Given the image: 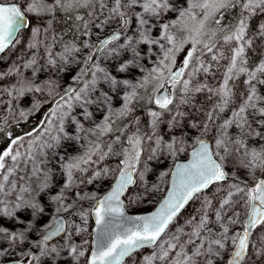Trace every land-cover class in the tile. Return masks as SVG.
<instances>
[{
    "label": "snow or ice",
    "instance_id": "snow-or-ice-1",
    "mask_svg": "<svg viewBox=\"0 0 264 264\" xmlns=\"http://www.w3.org/2000/svg\"><path fill=\"white\" fill-rule=\"evenodd\" d=\"M189 6L179 12V16L183 19L186 16L193 15L192 9H201L204 13V19L199 22V28L195 29V36H192V48L187 52L182 66L173 71L175 65L176 53L181 50L182 44L178 45L175 37L169 32L170 24L160 25L161 34L159 39L153 38L150 34L149 18H159L163 13L173 9V5L169 0H25L22 7L20 3L9 2V0H0V54H5L9 49L15 48L19 42L18 33L22 28L30 26V21L26 18V14H34V18L41 21V25L32 28L31 35L38 38L42 33L48 34L53 29V22L57 19L58 13L69 14L65 19H74L83 22V33L85 37L92 36V28L103 30L112 22L119 20L118 28L106 38H100V32L96 33L97 43H91L85 40L82 47L89 49L82 60H78L76 54L82 52V48L78 47L75 41H64L63 36L51 34V45L45 47L46 66L57 68L64 71L69 60L72 63H81L83 67L78 73L72 77V83L65 88L63 94H59V98L54 100L55 107L50 110L49 116L46 118V124L43 128L42 137L36 136L28 142L26 148L23 141L26 137L11 138L10 145L3 152H0V197H7L12 192H16V202L10 208L4 199H0V214L12 217L16 209L31 208L33 214L43 212L33 199H25V194L31 195L33 191L43 192L50 187L49 180L52 173L46 168L48 163L47 149H55L61 145V140L77 141L81 137L77 134L80 132L91 133L95 140H87V145H81L85 148L82 155L72 157L68 162L61 165L64 173V184L60 192L52 196V200L57 203L56 211L68 212L74 207L73 203L65 204L66 191L70 190L74 184V173H85L87 167L82 165L96 164L105 160L109 154L113 153V143H120L124 130H120V135L115 140L105 145L107 151L101 144V137L113 131L112 120L113 115L117 117L126 116L132 109L130 105L137 98L136 88L145 87L151 81H156L153 94L149 97L148 102L154 103L161 111L150 110L148 112L151 118V135H141L139 129L127 138L130 148H124L120 155L124 158L118 165V175L111 191L102 199L96 200L95 196L81 197L80 193H75L79 199L96 200V206L92 209L97 225V235L95 240V249L91 252L87 264H121L126 256H130L133 252L140 248L151 246L156 251L150 256L144 258V264H252V256L249 255L250 248L254 250L253 255L264 261V235L258 234L256 242L253 243L252 237L254 230L258 228L264 229V93L258 92L257 85L264 87V60H261L254 70L246 67L248 61L246 59V46L250 47L253 43L251 38H247L249 28V19L258 12L264 13V0H187ZM239 6L240 19L233 26V31L223 37L225 44L236 42L237 46L231 49V56L225 68L222 83L217 88L209 87L207 84H193L192 79L198 73L208 74L213 67L212 64H206L201 57L211 54L210 59L219 62L225 58L223 51H214L217 45L214 41L216 32L205 33L203 31L205 21L210 17H215L217 13L223 10ZM139 7L141 11H137ZM88 9L92 11L88 13L89 19L84 20L83 16L70 15L73 9ZM246 13V14H245ZM103 17V19H100ZM133 18L136 21L134 35L138 37L133 43V36L127 35L131 27ZM220 18L215 19V23L220 25ZM97 21H99L97 23ZM179 20H173L171 26L180 23ZM218 31L225 32L224 27L218 28ZM79 33V28H77ZM264 38V23L259 25L258 33ZM122 36L124 43L117 44L121 41ZM206 36L207 39H201ZM166 41L170 47H166L161 43ZM187 41H184L186 43ZM57 43L62 46L61 52L52 51ZM145 44L149 46L158 45L162 52V58L158 59L157 66L148 71L143 80L137 85H130L129 81L123 80L119 83L128 85L132 91L123 97V107L115 113L111 109L109 101L111 97L106 92H100L95 98L93 93L97 92V85L103 81L113 88L117 85L116 77L112 76L105 67L101 66L99 59L101 56L105 60L113 57L119 58L121 50H129L133 53L134 59H141L140 52L137 51V45ZM197 45H202L197 48ZM39 42H30L27 44V50L30 58L23 63L24 68H31L33 74L38 69L37 56L31 50L37 49ZM199 52V55H196ZM145 56L148 53L144 54ZM95 58V59H94ZM21 59V57H18ZM133 61L120 63L117 71L124 72L128 69L129 64ZM139 66V65H137ZM141 66V71H143ZM19 67L13 65L7 72H0V79L5 75L19 73ZM167 73V75H165ZM187 73V78L185 74ZM90 74V79H84ZM246 74L247 79L244 83L247 85L246 93H242L241 104L231 111L228 118L224 119L220 124L216 125L215 121L220 119V114L224 113L234 102L235 94L230 81L237 79L240 75ZM255 82V83H254ZM19 87L13 86L12 89H0L6 91L13 97L15 91L19 97H23L25 93H40L44 90V86L34 83L31 79L25 80L22 77L18 81ZM49 86L52 81L46 82ZM165 83L170 85L171 92L165 87ZM73 84L81 85L74 87ZM179 88L181 95L178 98L179 105H187L192 103V97L196 93L207 91L218 99L207 112L204 113L205 119L197 123L189 121V127L199 129L201 135L195 141L194 150L191 153V161L188 164L176 165V171L173 173L175 178L179 179V183H173L172 189L168 196L161 203L158 210L149 216H140L135 218H125L132 222V227L117 228L108 231L110 220L108 218L123 217V196L130 186L137 184L135 177L138 173V166L142 154V144L144 140L153 141L155 148L152 149V155L148 159H153L157 152L166 151L169 155H176L178 151H184L185 141L178 139L176 135L170 136L168 140L163 135H158V127L161 116L164 112L172 111L170 106H176L177 110L169 121V131L172 128L183 127L182 120L188 114L179 111L177 105L176 90ZM160 89L164 91L160 92ZM49 95H53V90L49 87ZM11 103V101H9ZM108 105L107 115L103 118V123L97 124L94 128H85L81 120L73 115L74 110L79 107L82 111L78 114L84 120L92 117V113L88 111L90 104ZM194 106V105H193ZM11 111V109H9ZM21 116L25 113L21 111ZM67 126L72 128V132L66 130ZM138 123V121H137ZM212 126L216 128V134L213 136V143L210 144L206 136ZM235 128L237 133L229 134V129ZM4 129L0 128V132ZM34 136V133H29ZM249 141L259 147H249ZM24 149L22 152L21 149ZM93 156L97 160H93ZM228 159H237L240 167L247 170L250 177L251 185L243 181L235 173H229L225 170L224 164ZM63 156L57 157V163L63 161ZM23 167L27 170L31 165V174L17 191L16 180L10 179L15 175L17 170ZM44 165V167H42ZM145 171L147 167L145 165ZM145 171H139V180L144 184V191L149 192L147 182L145 180ZM107 175L108 168L101 171H95L88 179V183L97 179L101 174ZM257 172L260 176H257ZM167 175V173H162ZM230 178L236 182L228 184V191L223 197L219 206L214 208L212 200L205 197L199 210V218L193 216L186 221V225L191 231L185 232L184 227L177 228L175 233L169 232V227L173 224L176 217L181 213L185 206L193 198L199 199V194L211 185L222 186ZM25 180V177H20ZM83 182V181H81ZM32 184L36 185L33 189ZM243 184V186H241ZM155 189V186H153ZM138 195L130 197L137 199ZM243 202L245 208V216L243 222L240 221V213L232 212L228 216V212L232 211L235 205ZM213 213V216L209 215ZM84 224H87L89 212L81 210L77 213ZM241 224L240 230H231L230 226ZM210 225H216L212 227ZM50 232L43 236V239L37 245L40 248V256H48L50 253H58L56 246L48 248V242L54 236L65 234V243L61 247L68 248L69 255L78 260L79 257L85 256V251L79 246L68 243L72 239L73 230L75 234L85 232L86 228L75 224L74 221H65L63 218L54 221V227ZM231 230V234H230ZM0 239L7 238L10 242L23 240V232H9L6 228L0 227ZM186 239H181V237ZM88 243L87 240L84 241ZM31 256V253H26ZM39 256H32L28 260V264H32V260H39ZM14 264H23V261H15Z\"/></svg>",
    "mask_w": 264,
    "mask_h": 264
},
{
    "label": "rangeland",
    "instance_id": "rangeland-1",
    "mask_svg": "<svg viewBox=\"0 0 264 264\" xmlns=\"http://www.w3.org/2000/svg\"><path fill=\"white\" fill-rule=\"evenodd\" d=\"M16 1L21 4L23 7L25 5V0H9ZM169 3L173 5V9L163 13L159 18L151 17L149 18V26L150 34L153 38L159 39L161 34L160 25L168 23L170 24L169 32L175 37L177 44L184 41H189L191 44V37L195 36V29L199 28V22L204 19V13L201 9H192L193 15L186 16L183 19L180 18L179 12L189 6L187 0H169ZM75 10V9H73ZM72 10V11H73ZM137 11H141L139 7L136 8ZM92 9H81L80 16L84 17V20H88V13L91 12ZM246 14V13H245ZM31 17L30 26L26 29H22L18 33L19 42L16 44L15 48L9 49L5 54L0 55V72H7L9 68L13 67V65L19 67V73H13L11 75H5L2 79H0V89H12L13 86L19 87L18 81L22 77L27 80L31 79L36 84H41L44 86V90L40 93H25L23 97H19L18 94L13 91V99L10 97L6 91H0V128L6 125L10 121H23L21 122L26 127L21 130H30V133H34V136H29L28 134L25 136L26 139L23 141L25 148L29 141L34 139L36 136H41L43 133L44 125L46 124V118L49 116L50 110L55 107L54 100L59 98V94H63L65 88L72 83V77L75 76L79 69L83 67L81 63H72L69 60L68 65L65 67L64 71H59L57 68H51L46 66V53L45 47L51 45V34H55L58 37L63 36L64 41H75L78 47L82 48V52L76 54L78 60H82L84 55H86L89 49L83 48L82 43L85 40H89L91 43H97V35L96 33L100 32V38H102L107 33L116 30L118 28L119 20L112 22L109 26H106L102 31L92 28V36L85 37L81 33H83L84 29L82 27L81 32L78 34L81 35L77 38L73 37L71 34L66 33L59 25L61 16L65 15V13H58L57 19L53 22V29L49 30L48 34L42 33L40 37L34 38L31 35V30L34 27L40 26L41 21L34 18V14H28ZM103 19V17H100ZM173 20H179L180 23L175 26H171V22ZM190 21L192 26L189 30H187L186 35L182 31H178L179 26L186 25ZM83 25L84 21H80ZM99 21H97L98 23ZM251 22L254 24L251 26ZM264 23V13L258 12L256 15L252 16L249 19V28L247 32V38H251L253 43L250 47L246 46V59L248 61L246 67L250 70H254L256 66H258L261 60H264V38H261L257 33L259 29V25ZM194 26V28H193ZM136 28V21L133 18L131 27L128 30L127 35L133 36V43H135L136 37L134 35V30ZM205 31V27L203 29ZM231 33V32H230ZM229 33V34H230ZM203 37V36H202ZM201 37V38H202ZM207 39V37H206ZM205 39V40H206ZM30 42H39V46L37 49L31 50L37 56V65H34L38 71L33 74V70L31 68H24L23 63L30 58V53L27 50V44ZM124 38L122 36L121 41L119 43H124ZM161 43L165 44L166 47H170L166 43V41L161 40ZM188 48L189 44L185 43ZM217 47L214 51H223L224 57L218 63L211 61V54H207L201 57V59L206 64H212L213 67L211 72L205 74L203 72L198 73L192 79L193 84H207L209 87L217 88L222 83L223 74L226 66L229 63L227 57L231 56V49L236 47V42H232L230 44H225L224 41L220 40L219 43H216ZM184 46L181 47V50L176 53L175 57V65L173 66V71L176 69L178 64H182L185 59L187 52L189 50L183 49ZM192 48V47H191ZM254 49L259 52V56L257 57L256 64L253 67L249 66L248 60V51L250 49ZM62 46L57 43L54 47H52V51L55 54L56 52H61ZM187 50V51H186ZM137 51L141 54V59L135 60L133 53L129 50H121L119 58L113 57L112 59L105 60L103 56L100 57L99 63L101 66L105 67L107 71L114 77H116L118 83L113 88L108 83L101 81L97 85V92L92 94V97L95 98L100 92H106L108 96L111 97L109 104L111 109L115 113L117 110L123 107V97L132 91V88L128 85H124L123 83H119V81L127 80L130 85H137L140 83L144 76L147 75L148 71H150L153 67L157 66L158 59L162 58V52L159 49L158 45L151 46V51H149V46L145 44L137 45ZM148 53L147 56L144 54ZM199 55V54H198ZM21 57V59H18ZM133 61L129 64L128 69L124 72L117 71V67L120 63ZM139 65V66H137ZM141 66L143 67V71H141ZM167 75V73H165ZM185 78H187V73L185 74ZM264 78V77H262ZM86 79H90V76ZM247 79L246 74L240 75L237 79L230 81V86L233 88V92L235 94L234 102L230 104L229 108L222 114H220V119L215 121V124H220L224 119L228 118L231 114V111L237 108L241 102L243 97L242 93H246L247 85L244 81ZM51 80L53 83L49 86L46 82ZM255 83V82H254ZM154 84L156 86V81H151L145 87L136 88V93L139 89H148L150 85ZM76 84H73V86ZM81 86V85H80ZM49 87L53 90V95H49ZM258 92L264 93V87L257 85ZM181 95L179 88L176 90L177 96V105L179 111L185 112L188 115L183 118L182 125L183 127L172 128L169 131V121L172 116L175 114L177 107L170 106L172 111L164 112L161 116L159 127H158V135H163L165 140H168L170 136L176 135L178 139H183L185 141L184 151H178L176 155H169L166 151L157 152L153 159H148L150 155H152V149L155 148V144L153 141H149L147 139L144 140L142 144V154L140 159V165L138 166L139 171H145V165L147 167V171H145V180L147 182V187L149 192L146 193L144 191V184L139 180V175L135 177L137 180V184L131 187L125 196L126 208L130 211H144L153 208L158 200L162 197L169 180V175L171 171V167L175 160L179 158H184L187 156L189 149L194 145L195 139L201 135L199 129H193L189 127V121H195L197 123L202 122L205 119L204 113L207 112L210 108H212L213 104L218 99L215 96H211L207 91L196 93L192 97V103L187 105H179L178 98ZM11 101V103H9ZM194 105V106H193ZM88 111L92 113V117L88 120H84L82 116L78 114L82 111L79 107L74 110L73 115H76L78 120L84 124V127L94 128L97 124L103 123V118L107 115L108 105L104 104H90L87 106ZM132 109L126 116L117 117L113 115L112 120L114 123L112 124L113 131L108 133L107 135L101 137V144L105 151L107 148L105 145L111 143L115 140L117 135H120V130H124L123 136H121L120 143L126 141L127 137L131 136L129 134L135 133L137 130H134L139 127V125L143 122L146 123V135H151V118L148 115L150 110L161 111L159 108L157 109H148L144 112H136L132 103L130 105ZM11 109V111H9ZM23 111L25 113L24 116H21L20 113ZM19 118L18 120H16ZM117 121H121L120 125ZM138 121V123H137ZM214 126H212V129ZM66 130L68 132H72V128L67 126ZM212 131V130H211ZM210 131V132H211ZM209 132V133H210ZM208 133V134H209ZM237 130L235 128L229 129V134L235 135ZM81 139L79 142L77 141H68L65 139L61 140V145L55 149H47L48 152V163L46 168L49 169L52 173L51 179L49 180L50 187L43 192L33 191L31 195L25 194V199H33L36 203L43 208V212L33 214V210L31 208H21L16 209L15 214L12 217L3 216L0 214V227L6 228L9 232H23L24 238L23 240H17L16 242H10L7 238L0 239V260L9 259V258H23L25 260L31 259L32 256H39V260H32V264H86L87 256L90 251L91 246V236H92V207L94 206L95 200L92 199H79L76 197L75 193L79 192L81 197L84 196H95L96 198L104 192L112 183L114 177L118 173V165L120 162L118 160H107V158L103 161H99L96 164L91 165H82V167H87L88 171L85 173L75 172L74 173V184L73 187L66 191V199L64 201L65 204L73 203L74 207L69 209L68 212H57L56 209L58 207L57 203L52 200V196L58 194L64 184V173L62 171L61 165L63 163L68 162L72 157L82 155L85 148L81 147V145H87V141L84 139L87 136V140H95V137L91 133L80 132L77 133ZM207 134V135H208ZM216 134V131H215ZM214 134V136H215ZM142 135V134H141ZM206 135V136H207ZM203 136V137H206ZM213 138V137H212ZM211 138V139H212ZM120 143H113V148L119 147ZM213 143V139H212ZM127 148H130V145L127 143ZM10 144H7L6 141H1L0 135V151L3 152L9 147ZM11 146V145H10ZM249 147H259L257 144H253L249 141ZM23 152L24 149L22 148ZM63 156L64 160L57 163V157ZM94 161L97 160L96 156L92 158ZM21 168L17 170L15 175L10 179L16 180L17 182V191L18 189L27 183H31V181L27 180V177L31 174V165H28L27 170L23 167V162H21ZM44 167V165H42ZM225 170L229 173H235L236 176L240 177L241 180L246 181L251 185L250 177L247 174V170L243 169L237 163V159H228L224 164ZM104 168H108L109 172L107 175L101 174V176L97 179L92 180V183H88V179L92 177L95 171H101ZM162 173H167V175H162ZM257 176H260V173L257 172ZM20 177H25V180H21ZM83 181V182H81ZM236 182L234 179L230 178L225 184L220 187L218 191V185L211 192H201L199 194V199L194 198L187 208L180 213V215L174 220L173 224L169 227V232L175 233L177 228L184 227L185 232L191 231V228L186 225V221L192 218L193 216L199 218L203 200L205 197L212 200L213 207L216 208L219 206L220 200L226 196L228 191V184ZM155 186V189H153ZM243 186V184H241ZM33 189L36 188L35 184H32ZM224 194L222 195L221 193ZM17 193L12 192L7 197H0V199H4L8 206L11 208L15 202ZM138 195L137 199H130V197ZM3 204H0V207H3ZM85 210L89 212L87 224H84L80 217L75 213ZM240 213V221L243 222L246 218L245 216V208L243 202L235 205L232 211L228 212V216L232 215V212ZM64 215L66 221H74L75 224L81 225V227L86 228L85 232H81L80 234H75L73 230V236L68 243L79 246L81 250L85 251L84 257H79L78 260L74 259L71 255H69L68 248L61 247L62 244L65 243V234L60 237L49 241L48 248L56 246L58 249V255L55 253H50L48 256H40V248L37 247L39 242L43 239L44 233L46 229L53 224L57 215ZM210 216H213L212 212H209ZM214 218V216H213ZM212 227H216V225H210ZM231 230H240L241 224H237L234 226H230ZM230 230V234H231ZM264 235V229L258 228L254 231V235L251 238L253 243L256 242V236ZM2 235V234H0ZM181 239H186V237H181ZM87 240L88 243L85 244L84 241ZM153 247H148L147 249L143 248L141 250L136 251L130 257H128L121 264H144V258L146 256H150L153 251H156ZM254 250L250 248L249 255L252 256V264H264V261L257 259L253 255ZM26 253H31V256H26ZM157 264H162V262H157Z\"/></svg>",
    "mask_w": 264,
    "mask_h": 264
},
{
    "label": "trees",
    "instance_id": "trees-1",
    "mask_svg": "<svg viewBox=\"0 0 264 264\" xmlns=\"http://www.w3.org/2000/svg\"><path fill=\"white\" fill-rule=\"evenodd\" d=\"M81 9L82 8L73 10L70 13V15L74 17L75 15L82 14ZM67 15H69V14H65V15L61 16L59 25L66 33H69L73 37L77 38L79 35L77 32V28H79V32H81L82 24L80 21H75L74 19H65V17ZM221 15L223 18L220 20V25H217L215 23V19L220 18ZM240 18L241 17H240V7L239 6L230 8L228 10H223L222 13H217L215 17H210L208 20L205 21V26H204L205 31L204 32L205 33H211L213 31H215L216 35L214 37V41H215V43H219L220 40L221 41L223 40L224 35L229 34L230 32L233 31V26L238 23ZM191 22L192 21H190L186 25L179 26L178 31H182L186 35L187 30H189L192 26ZM253 24H254V22H251V26ZM220 27H224L226 29V31L225 32L218 31V28H220ZM193 28H194V26H193ZM79 36H81V35H79ZM201 39H206V36H203ZM187 43L189 44L188 48H186L187 45L184 42H182L180 44H182V46H184L183 49L189 50V49H191L192 44L189 41H187ZM201 47H202V45H197L198 49ZM258 53L259 52L257 51V49L254 50L251 48L248 51V60H249V66L250 67L255 66L257 57L259 56ZM198 54H199V52L196 55H198ZM89 76H90V74L88 76H85L84 79H86ZM79 86L80 85H77V84L74 85V87H79ZM154 88H155V85L152 84L149 86L148 89L147 88L146 89H139V91L137 93V98L132 101V107L136 112L147 111L148 109H150L154 105V103L148 102L149 97L153 94ZM18 119L19 118H17L16 120H18ZM21 122H23V121H10L6 125L1 127L4 129L3 132H0L1 141L4 140L7 142V144H10V139L7 135L8 133L11 134V138H16V137H21V136L25 137L28 133H30V130H27V129L21 130L22 128L26 127ZM117 122L120 125L121 121H117ZM145 122L141 123L138 128L134 129V130L139 129L140 134H142L144 136L146 135V123ZM215 131H216V128L214 126L212 131L206 137L212 138L215 134ZM133 134L131 133L129 135H133ZM126 141H124L123 143H120L119 147L113 148V153H115V154H109L107 157V160H110V161L118 160L120 162L124 158L122 155H120V153L122 152V150L124 148H127ZM215 186L216 185H212L206 192H211L215 188ZM221 194L223 195L224 192ZM145 249H147V248H145Z\"/></svg>",
    "mask_w": 264,
    "mask_h": 264
},
{
    "label": "water",
    "instance_id": "water-1",
    "mask_svg": "<svg viewBox=\"0 0 264 264\" xmlns=\"http://www.w3.org/2000/svg\"><path fill=\"white\" fill-rule=\"evenodd\" d=\"M9 2L18 3V2H16V1H9ZM26 18H27V19L30 21V23H31V17H30L28 14H26ZM28 27H29V26H26L25 28H22V29H26V28H28ZM22 29H21V30H22ZM21 30H20V31H21ZM113 31H114V30H113ZM113 31L107 33V34L104 35L102 38H106L107 36L111 35V33H112ZM0 55H1V54H0ZM175 70H177V69H175ZM175 70H174V71H175ZM202 138L206 139L210 144H212V139L207 138V137H202ZM194 147H195V144L189 149V152H188V154H187L186 157H184V158H179V159H177V160L174 161V163H173V165H172V167H171V171H170V175H169V180H168L167 187H166V189H165V191H164L162 197L158 200V202L156 203V205H155L153 208H151V209H149V210H144V211H130V210H128V209L126 208V201H125V196H126V193H127L128 191H127L123 196H121V200L123 201V212H124V216H123V217L108 218V219L110 220V223H109V226H108V231H113V230H116L117 228H127V227H132V222H131L130 220H128V219H125V218H135V217H140V216H149V215H151L152 213L156 212V211L158 210V208L160 207L161 203L165 200V198L168 196L169 192L171 191L173 183H179V179H178V178H175V177L173 176V173L176 171V165H179V164H188V163L191 161V159H192V157H191V153H192V151L194 150ZM117 175H118V173H117ZM117 175L114 177V179H113L111 185H110V186H109L104 192H102V193L96 198V200L102 199L104 196H106V195L111 191L113 185L115 184V181H116V177H117ZM260 178H264V176H262V177H260ZM135 179H136V178H135ZM213 185H215V184H213ZM133 186H134V185H133ZM133 186H130L129 189H130L131 187H133ZM211 186H212V185H211ZM211 186H210V187H211ZM210 187H209V188H210ZM209 188H208V189H209ZM129 189H128V190H129ZM208 189H205L203 192L207 191ZM193 199H194V198H193ZM193 199H192V200H193ZM96 200H95V203H94V206L92 207V209H94L95 206H96ZM192 200H191V201H192ZM191 201H189V203H190ZM189 203L185 206V208L181 211V213L187 208V206L189 205ZM91 213H92V212H91ZM179 215H180V214H179ZM179 215H178V216H179ZM178 216H177V217H178ZM177 217H176V218H177ZM61 218H63V219L66 221V218L64 217V215H61V214L58 215V216L56 217L55 220H57V219H61ZM92 219H93V226H92L91 246H90L89 254H88V256H87L86 264H87V261H88V258H89V256H90L91 252L94 251V249H95V240H96V235H97V225H96V223H95V216H94L93 214H92ZM51 226L54 227V223H53ZM51 230H52V228L49 227V228L46 230V232L44 233V235H46V234H47L48 232H50ZM254 231H255V230H254ZM63 234H64V233H62L61 235H63ZM61 235H60V236H61ZM60 236H54L50 241H52V240H54V239H56V238H58V237H60ZM147 247H151V246H146V247H143V248H147ZM143 248H140V249H138V250H141V249H143ZM138 250H137V251H138ZM135 252H136V251H135ZM135 252H133L132 254H134ZM132 254H131V255H132ZM131 255H130V256H131ZM130 256H126V257H124V259L121 261V263L124 262V261H125L128 257H130ZM20 260L23 261V264H27L26 261L23 260V259H21V258H9V259L0 260V264H14L15 261H20Z\"/></svg>",
    "mask_w": 264,
    "mask_h": 264
},
{
    "label": "flooded vegetation",
    "instance_id": "flooded-vegetation-1",
    "mask_svg": "<svg viewBox=\"0 0 264 264\" xmlns=\"http://www.w3.org/2000/svg\"><path fill=\"white\" fill-rule=\"evenodd\" d=\"M181 66H182V64H178L177 67H176V69H178V68L181 67ZM165 87L169 89V92H171V87H170V85H168L167 83H165ZM163 91H164L163 89H160V92H157L156 94L159 95V94H160L161 92H163ZM137 93H138V92H137ZM156 108L158 109V106L155 105V104L151 107V109H156ZM207 138H208V137H207ZM210 139H211V138H210ZM57 216H58V215H57ZM57 216H56V217H57ZM55 219H56V218H55ZM54 221H55V220H54ZM53 223H54V222H53ZM48 228H49V227H48ZM48 228H47V229H48ZM47 229H46V230H47ZM45 232H46V231H45ZM21 259H23V258H21ZM23 260H25V259H23ZM25 261H26V263L28 264L27 260H25Z\"/></svg>",
    "mask_w": 264,
    "mask_h": 264
}]
</instances>
